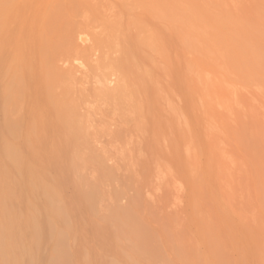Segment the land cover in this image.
<instances>
[{
	"label": "rangeland",
	"instance_id": "374dc122",
	"mask_svg": "<svg viewBox=\"0 0 264 264\" xmlns=\"http://www.w3.org/2000/svg\"><path fill=\"white\" fill-rule=\"evenodd\" d=\"M74 1L75 0H0V10L3 11L0 13V59L2 60V62L0 61V100L5 102V104L3 103L5 106L7 103L11 104L10 101H12V103L14 101L15 104L14 97L17 95H13V98L11 97L10 101L3 100V98L5 99L7 95L5 93V88L2 90L4 91V94L1 91V84H3L2 86L7 89L8 86L11 87L15 83L14 78L21 79L22 86L27 88H23V93L18 95L20 96V100H18V96L16 97L18 98V102L14 105L16 109H14L15 107L13 106V109H11L12 113H10L11 115L9 116V119L13 121H16L18 116L17 121L19 124L21 123V120L30 123L32 119H38L37 121L40 123L42 122L41 124H46L49 121H52L53 110L50 114V109H45L47 106L43 101V88L45 82L43 80L44 75H42L44 70H41L43 68L40 60L41 54L39 49L46 43L51 42L52 39H55V41H59L61 38L66 39L68 35H66V37L65 35L64 37H60V33H63L64 31L62 30L68 27L65 26V23V25L62 26L59 24V29L62 27V30H60L61 32L55 33V31H53L55 34L51 35L46 34V30L44 29L49 26L51 21H53L52 16H54V13L58 14L56 18H58V16H62L59 15V13H63L64 16L65 14L71 12V9L73 8H71V6H74L72 11H79L76 13V17L81 11V15L79 14L80 18L73 17L75 18V21L78 20L80 23L77 25L78 27H76V29L81 28L78 29L79 31L77 30V32L80 33L77 34L75 31L76 33H74L77 35L73 36V40L72 38H69L70 36L68 37L73 42L75 37L80 34L79 36L81 37H77L78 39L76 38L78 45L76 46L75 44L74 46V43L76 42L75 40L74 43L71 42L73 45L71 51L64 47L66 51H70L71 55L66 51V54L64 52L60 53V55L65 54L61 56V58L57 56L58 60L65 57L63 61H56L57 58H54L56 63L58 62L57 65L60 63L57 66L58 68L63 64L64 68L62 67V69H65V67L70 63L71 65L69 64L65 71L69 69L68 71L72 74L74 72V74L72 76L71 73H67L68 71L64 72L65 74L62 73L64 76L67 74L65 79L62 78L61 81L52 85V92L55 99L57 98L62 100V102L63 100L64 102L66 100V102L73 101V99L75 101L77 99L83 101L88 97L91 99V97L95 95L97 100L94 97L95 101L93 99H91V101L86 100V102L90 103L92 100L94 101L92 102L93 105L91 103V107L90 105L88 106L90 103H82L84 109L86 108V110H88L86 113L87 115H85L84 112V114L81 113L79 110L80 114L91 123V128L88 127L85 131L87 136L90 137L89 139V137L87 138L86 136L89 141H87L85 146L78 147L81 148L79 149L81 152H78V148L76 150H74L75 148L72 150L69 149L72 145H66V149L68 150H65V145L58 140L53 130L51 129L50 131L49 127L42 125L40 126V129H38L39 126H37L35 128L37 134L34 133L38 136V132L40 131L38 137L40 139L39 146L37 143V146L30 148L31 150H29L28 147V149L25 150V142H22L24 136H14V138L16 137V139H19L15 141L13 137L9 138L5 135L7 140L13 139L11 142L13 144L17 143L19 145L18 148L20 150L22 149V153L28 157L33 150L35 151L34 153H38L37 159L41 160L38 161L37 159H34L35 164L33 165L32 171L36 174L40 172L38 174L44 175L43 177L46 176L45 179L50 175L49 178L50 180H53L52 183L55 182L54 185H56V182L59 181L57 184L59 185L60 190H58L62 192V194H60V192L56 189L58 195L62 197L61 198L59 196V199L65 201H61L63 204H66V201H68L67 204L69 205V202H71L69 205V207H72L71 210H69L68 206H65L66 208L64 207L67 213H70V223L72 224L73 218L75 221L77 220L76 222L84 220L83 217L87 220V226L83 223V221V224L78 225V223H76L75 225L74 221L72 224V228L74 230L71 228V224H69V228L72 230L71 232L68 228V231L70 230L71 232L70 238L73 237L71 238V242L69 238V243H73L72 239L76 240L77 238L79 243L78 241H75V247H73L74 244H70L69 253L73 250L71 252L73 258L71 255H68V261L66 260V263L82 264L80 263L82 261L80 258L87 255V251L90 253V249L87 250L90 242L93 246L96 242L98 246H96V248L92 246L94 252H92V250L91 255L94 257V255L97 254L96 256L98 258H102V260L100 259L101 262L99 261L100 264H105L104 262L107 264H113V260L114 264H125L126 262L124 260L126 259H123L120 253H123V247L126 244V241L123 246L120 243L122 242L121 240H123L122 238L120 241H117L120 243H118L119 247H122L123 249L121 251V248L117 247L118 245L116 241L112 243V240L110 243L109 240H111V236L114 234V231H117V226L123 224V219H130L131 212L133 216H131L130 222H128V219V221L124 220V222L126 221V223H128L123 227L120 226L121 228L119 227L123 233L120 235L121 237L122 235L124 237V234H126V231L122 230L123 228L127 230V234L128 229H130L131 231L129 230V234H132L133 236L130 237L128 234L129 237L131 239L134 238L136 242L142 240L144 244H149L147 249H152L150 247L151 244V246L157 245L155 246L156 249L153 247L155 251L157 249L164 250L163 252H161L162 250L160 251V253L163 254L160 255L161 259L158 258L159 261L157 260L158 262H156V264H264V0H87L88 2L86 0H76L78 2L77 3L75 1L77 4ZM3 2H6V5ZM64 3L67 6L64 5ZM74 3L78 6L77 8ZM56 5H58L59 8ZM79 5L81 6L79 7ZM89 5L90 7H88ZM67 7L70 8V11L66 10ZM67 17H69L68 20L72 18L71 15ZM74 20L71 19V23L74 22L73 25H75ZM203 20L206 21L204 22ZM77 23L78 22H76V24ZM177 23L179 25H177ZM71 26H69L67 29L69 32H67L71 34L72 37L74 33L72 34L71 32L74 31L73 29L75 27L73 28ZM71 28L73 29L71 30ZM104 29L106 31H103ZM112 31L115 32L113 33ZM64 33L67 34L66 29ZM58 34H60L59 37ZM95 34L98 35L95 36ZM185 35H187L188 39H186L187 37L185 38ZM205 35L207 39H205ZM109 36H114L112 39L117 37L115 39L117 42L114 44L118 46L113 45L120 48V51L118 48L119 52L117 50H113L115 47L111 43L110 44L114 48L112 47V49L110 47L111 50L109 49V41L107 40L110 38L104 40L105 37L108 38ZM243 37L245 38L243 39ZM181 39H183L184 42ZM103 40L107 41L108 44L103 42ZM82 41H85V43ZM97 41L102 44L104 43L103 46L107 44L108 46H105H107L108 49L104 48L105 46L102 48V44L97 43ZM91 42L93 44H91ZM228 42L231 44V47ZM82 43L83 45H81ZM84 45L85 47H83ZM145 45L147 46L145 47ZM99 46L102 50L104 49L103 52L100 49L98 50V48H100ZM76 47L78 50H76ZM241 47L244 50L246 48V51L242 50ZM238 48L241 49V51L238 50ZM105 49L109 52L107 53V57H109L110 60L113 59L112 61L114 62V65L119 68V72L117 70V73H120L121 78L118 76V80L121 79L120 81L123 82L121 84H124L125 86V82L128 83L130 80L135 81L136 79L133 83L130 81V85H136L137 88L132 87L133 90H130V86V89L127 88V90H130L132 92L131 94L135 97H132L133 95L130 94V98L128 94L129 91H126L128 95L126 97H122L121 94L115 95L116 93H109L110 90L108 91V87H106V89L101 86V82L103 80H101V77L105 75L107 70L105 72V69L103 68V70L100 66L103 73L101 72L102 75L98 73L101 76L100 77L98 75V78V76H94V73L101 70L96 71L95 69L97 67L95 65H91V67H95V72L92 73L90 68H88L91 63H89L88 60L87 63H85V59H88L86 56H89L90 53H94L96 55L97 52L99 53L100 51L99 55L101 57L103 53L107 52H105ZM60 51L62 52L63 50L61 49ZM24 53L26 55H24ZM67 54L68 56H66ZM112 54L117 56L113 57ZM90 56L89 58L92 59ZM6 57L10 58L6 59ZM68 58L69 60H67ZM70 60L74 61L75 64L73 62L71 63ZM66 61L69 63L67 64ZM72 65L75 66L72 67ZM112 65L113 63H111V67L116 69V67ZM6 68L9 69L7 70ZM122 72L125 76L121 75ZM96 74L97 73H95V75ZM40 75L41 77H39ZM126 76L128 78L134 77L135 79H128ZM77 81L79 83H77ZM138 82H140L139 84L142 85L140 86L144 89V91L142 88H139L140 86H137ZM68 83L71 86L67 85ZM70 83L73 84V87ZM97 83L99 84L97 85ZM29 84L31 86H29ZM83 84L85 85L83 86ZM56 87L59 88L57 89ZM69 87L71 91L69 90ZM95 88L99 89L100 92H102V95H100V92H98L99 90L97 91ZM67 91L71 92L69 93L70 95H67ZM107 91L108 93H106ZM96 92H98V94ZM140 92L141 94H139ZM143 92L146 94H143ZM108 94L112 97H107ZM27 95H29V98H27ZM65 95L67 97H65ZM73 95H75L74 98H72ZM78 95L80 97H78ZM103 95H105V97L102 99L101 97ZM83 96H86L87 98L85 97L86 99L84 98L82 100ZM128 97L130 100H128ZM98 98L101 99L99 100ZM114 98L116 101H113ZM132 98L133 100H131ZM130 101H132L133 104ZM136 102L138 104L135 105L134 103ZM94 105V108L97 110L92 109ZM80 107L81 106H79V108ZM92 111L93 114L91 113ZM139 113H143V115L141 114L140 116ZM0 119V132L2 133V131L5 130L4 127H2L4 126L2 125V119L4 121L2 114H0ZM139 128L142 132L138 130ZM41 133L44 134L45 137L47 136L45 144L43 143L45 138L41 137ZM53 136L54 140L52 139ZM116 136L117 138L119 137V140L117 138H113ZM58 148L60 150H58ZM121 148L122 150H120ZM54 149H57L55 151L58 154L53 151ZM66 151L70 157H66ZM76 155H78L81 159L84 157L83 160L87 157V159H85L87 161H85L87 165H90V162L94 161H91L89 157L103 156L105 157L104 161L106 162L105 164L107 167L104 166V162L100 167L101 163L98 162V165L101 168L100 169L96 162L100 161V159H95L94 157L92 159H95L96 161L90 165V168H92L91 170L88 166L85 167V162L81 159L78 160L79 158ZM80 155L83 156L81 157ZM71 157H74L73 159H75V161L72 160ZM102 159L103 158H101V160ZM63 161L65 162L64 164ZM69 162H75L77 164L80 163L78 165L80 167L82 166L81 168L79 167L81 172H79L78 167L77 170L79 175L82 176H78V173L76 175V164L74 165V169H72L73 163H71L72 168H70L71 164ZM67 163L70 164V167ZM82 163L84 164L82 165ZM61 166H63V168ZM69 168L72 171H68L67 169ZM97 169H100L99 172L102 170L103 174L101 175L98 172L100 175L96 176L94 172L95 170L97 171ZM23 172L18 176V173H12L13 178L11 177L9 180L13 183L14 180L18 182L19 179L21 180L25 177V173L26 176L28 174L26 171ZM106 172H110L109 174H112L111 177L113 174L116 176H113L112 178L110 177L111 179L109 176L106 178ZM14 175L17 176L18 179H16L17 177H14ZM71 175H75V182H77V180L82 181V183L81 181L76 183L78 185V189L76 188L75 182L73 183L74 180L72 181ZM92 175L96 178H93ZM76 176H78L77 179ZM51 177L53 179H51ZM79 177L83 179H80ZM108 179L113 180L110 181ZM47 180L50 181L49 179ZM83 180L90 183L86 184V181ZM70 182L75 186L71 185ZM106 182L107 184L110 183V185H106ZM93 184L98 187V190L96 191L99 192L98 194L97 192L95 193L98 196L95 197V195H93L94 193H90L91 196L97 199V197L101 195L99 197V204L103 200L108 202L105 203V206L104 203L101 202L99 206L98 202H96L98 199L95 200L93 198L96 203L93 204L94 202L90 196V200L92 201L89 200V202L92 203L96 209L100 207L99 213L93 206L90 209L88 208L89 213H92L91 211L93 209L97 212H93V215L95 213L96 216L91 214L93 219L95 218V220L92 219L91 221V217H89L91 215L88 213L87 209H84V205L87 203L86 207H88L89 204L88 201L86 202V195H84L85 198L83 200L85 202L82 201L84 204L81 202V198L83 196L81 198L79 196L85 193L83 192L84 190L87 192L88 187L92 188L94 191L96 187ZM79 185L83 186L79 187ZM90 185H93V187ZM100 185H105V188L108 186V189L106 190ZM109 187L112 190L111 194H107V191L109 192L110 190ZM55 188L58 187L55 186ZM90 188L89 190H91ZM113 191L116 193L114 196ZM24 192H22V195L25 193L27 194V192ZM26 194L22 196L23 200L28 197L26 203L28 204V202H31L37 206L38 204L35 203H38V201L31 199L30 201L29 198L31 196ZM65 197L67 198L65 199ZM113 197L116 199L113 200ZM78 198H80V200H78ZM36 199L37 198H35V200ZM112 201H115L114 204L116 202L118 203H116V206H118L116 208H119L116 209L117 212L113 210L114 205ZM109 203L112 204L111 206L113 209H111ZM39 204H41V202H39ZM95 205H98V207ZM101 205L104 209H101ZM23 206H19L18 209L21 212H26V206ZM74 207L76 208V212L79 210L80 213L78 212V215L75 214ZM105 207H108L107 210H105ZM120 209L124 210L120 211ZM37 210L38 213H40L36 216V218H40L36 219L38 222H44L46 218L48 219L50 213L43 210L41 205L37 206ZM104 210L106 211L105 214L102 212ZM20 211L19 213H21ZM112 211L114 213H112ZM123 211H125L126 214H120ZM152 211H154L153 214ZM134 213L137 214V217H139L138 220H136L137 217ZM79 214L82 218L79 217ZM117 214L119 217L115 218ZM122 215L126 216L123 217ZM40 216L45 218L43 219L44 221ZM155 216H157V219ZM121 217H123L122 220ZM133 217L135 220L132 219ZM89 218L91 223H88ZM107 219L110 221L114 220L113 226L117 229L114 228L115 230H111V232L110 229H113V227L110 225L111 222L108 224ZM117 219L118 222L120 221V225L119 223L117 225L115 224ZM106 220L107 224L112 228H109L106 224ZM133 220L135 221V224ZM95 221H97V225H100V223L105 221V224L99 226L104 228H101V230L96 227V224L91 226L90 224ZM43 224L41 225L42 227ZM128 224L130 226H127ZM139 224H141L142 227L144 226L143 230L145 229L146 232L150 231V235L149 233L145 234V230L141 232L140 230H142V227ZM78 227H80L79 229L86 231L85 235H83L84 232L81 234L82 230H79ZM82 227H84L85 230ZM77 229L78 231L76 232ZM92 229H94L95 232ZM96 229L97 231L99 230L98 234ZM119 229L118 232L120 233ZM137 229H139V231ZM100 230L104 231L101 232ZM41 231L44 232V229L42 228ZM109 231L112 234H109ZM76 233L78 236L75 238L73 235H76ZM140 233H142V236ZM143 233L145 236H149V239L153 238L152 240H154V244L152 240H149L148 238L145 239L147 236L143 238ZM92 234L95 237H91ZM154 234H156L155 237L157 236L158 239H155ZM82 235L85 243H83L84 241L81 243ZM84 236L87 238H84ZM127 236L125 237L126 239ZM88 237H91V239ZM129 237L127 240L132 241ZM106 239V242L108 243H103V240ZM163 239L167 241H164ZM87 240L88 244H86ZM156 240H159L160 242ZM168 241L171 242V244H169ZM211 241H213V243H211ZM132 242L133 247H131L132 245L130 242L127 243L124 248L127 250L130 246L129 249L136 248V252H139L137 250L140 248L142 242H140L141 244L138 243L139 248L134 246L136 242ZM156 242L160 243L158 244L161 248L158 247ZM163 242L168 243L166 244ZM174 242L176 244L178 243V247ZM109 243L113 244V250L110 248L111 245ZM172 243L175 245H173V248H171ZM82 244H86L87 246H82ZM46 246L47 245L42 247V251L45 249L46 253L48 251L50 255V247L47 246V250ZM144 246L140 248L142 251H140L138 255L147 253V255H145V257L148 256L147 261H145V257V259L143 258L144 262L141 256L137 257L136 255V258H138H135L136 263H139L137 260L142 264H146L150 261L148 258L152 256L153 250H150L151 253H145L144 250L146 248H144ZM165 246L167 248H165ZM100 247H102L103 250H106L108 247V249H110H107L109 253L107 250V252L105 250L104 252L100 249ZM99 249L101 250L100 252ZM118 249L120 252H118ZM171 249L174 250L172 251ZM83 250L84 252L82 253V257L78 258L76 255L81 256L80 254ZM114 250H117V252L115 253ZM95 251L98 252L95 253ZM157 251L155 253H157ZM130 252L131 251H129V253ZM136 252L133 253L132 251L131 253L134 255ZM46 253L43 252L45 255ZM118 253L120 256H118ZM148 253L151 254V256L148 255ZM48 257L49 256L47 254V256L42 259L43 261L40 264L44 263L45 258ZM95 257L93 259L92 256H88V259L93 260L92 264H97L96 260L98 258L95 259ZM163 257L164 259L166 257L168 258L165 259L167 260V263L163 260ZM156 258L157 254L155 256V259ZM155 259L154 257L152 258L153 261ZM197 259L199 260V263ZM152 260L151 262H153ZM87 261H85L86 263L84 264H88V262L91 264L92 262L90 260L88 262ZM162 261L165 263H162ZM151 262L150 264H153ZM127 264L131 263L127 262Z\"/></svg>",
	"mask_w": 264,
	"mask_h": 264
},
{
	"label": "bare ground",
	"instance_id": "6f19581e",
	"mask_svg": "<svg viewBox=\"0 0 264 264\" xmlns=\"http://www.w3.org/2000/svg\"><path fill=\"white\" fill-rule=\"evenodd\" d=\"M76 1V0H75ZM74 1V2H75ZM83 1V0H82ZM87 1V0H86ZM77 2V1H76ZM75 2V3H76ZM88 2V1H87ZM5 5H6V2H3ZM12 3H14V2H12ZM12 3H11V5H12ZM74 3V4H75ZM78 3V2H77ZM76 3V4H77ZM86 3V2H85ZM69 4V3H68ZM76 4H75V6H76ZM82 4H84V3H82ZM86 4H88V3H86ZM9 5V4H8ZM59 5V4H58ZM58 5H56V6H58ZM63 5V4H62ZM64 5H66L65 3H64ZM70 5H71V3H70ZM73 5V4H72ZM67 6V5H66ZM81 5H79V7H80ZM85 6V5H84ZM84 6H82V7H84ZM23 7V6H22ZM70 7V6H69ZM73 7V8H72ZM78 6H76V8H77ZM88 7H90V5L88 6ZM15 8V7H14ZM58 8H59V6H58ZM71 8L72 9H74V6H71ZM13 9V8H12ZM49 9V8H48ZM72 9H71V12H69L70 13V15L72 16V18L71 19H75V18H77V17H79V14L81 13V11H80V13H78V16L76 17L75 15H77L76 13L77 12H79V11H76V10H74V11H72ZM196 9V8H195ZM63 10H64V8H63ZM66 10H69L70 11V8H68L67 7V9ZM193 10V9H192ZM198 10V9H197ZM196 10V11H197ZM187 11V10H186ZM189 11V10H188ZM3 11H1L0 10V13H2ZM12 12V11H11ZM48 12V11H47ZM46 12V13H47ZM87 12V11H86ZM85 12V13H86ZM89 12V11H88ZM172 12V11H171ZM173 12H175V11H173ZM69 13L68 14H65L64 16H63V13H59V15H62L61 17L60 16H58V18H56V16L58 15V14H56V13H54L53 15L55 16H52V19H53V21H51L50 23H49V26H47L44 30H46L45 32H46V34H49V35H51V34H55L56 32H61L60 30H62L61 28L62 27H60V29H59V24H61V26L62 25H65L66 27H68L69 28V26H71V25H73L74 24V22L73 23H71L72 21H71V19L70 20H68V18L69 17H67V16H70L69 15ZM84 13V14H85ZM186 13V12H185ZM184 13V14H185ZM188 13V12H187ZM56 14V15H55ZM82 14H83V12H82ZM194 14V13H193ZM81 15V14H80ZM186 15V14H185ZM192 15V14H191ZM85 16V15H84ZM174 16V15H173ZM47 17V16H46ZM73 17H75V18H73ZM190 17V16H189ZM3 18H5V17H3ZM56 18V19H55ZM80 18V17H79ZM188 18V17H187ZM192 18V17H191ZM52 19H50V20H52ZM180 19V18H179ZM189 19V18H188ZM224 19V18H223ZM2 20V19H1ZM49 20V21H50ZM175 20H177V19H175ZM191 20H193V19H191ZM208 20V19H207ZM212 20V19H211ZM5 21V20H4ZM70 21V22H69ZM75 21V20H74ZM179 21V20H178ZM177 21V22H178ZM204 21V20H203ZM206 21V20H205ZM204 21V22H205ZM209 21H210V19H209ZM214 21V20H213ZM220 21V20H219ZM2 22V21H1ZM76 22H78L77 24H76ZM186 22V21H185ZM189 22V21H188ZM201 22V21H200ZM212 22V21H211ZM224 22V21H223ZM48 23V22H47ZM65 23V24H64ZM181 23V22H180ZM199 23V22H198ZM68 24H70V25H68ZM78 24H80L79 23V21L77 20V21H75V25H73V26H71V27H75L74 29L73 28H71V30L73 29L74 31L73 32H71L72 34L76 31L77 32V30L78 29H81V28H78V29H76V27H78L77 25ZM223 24V23H222ZM68 25V26H67ZM177 25H179L178 23H177ZM205 25V24H204ZM80 26V25H79ZM68 28H65L66 29V33L67 34H65L64 32H65V29L64 30H62V31H64L63 33H60V34H58V37H59V35H60V37H64V35H65V37H66V35H68L67 37H66V39H62L61 38V40H56L55 41V39L53 40H51V42H49V43H46L43 47H40V49H39V51H40V60H41V62H42V68L43 69H41V70H44V72L42 73V75H44V82H45V85H44V92H43V101H44V103H45V105L47 106V108H45L46 110H48V109H50V114L52 113V110H53V116H52V121L50 122H48V123H46V124H41L39 121H37L38 119H32L31 120V122L30 123H28L27 121H20V118H19V121L21 122L20 124H19V122L17 121V119H18V116H17V119H16V121H13V120H11V119H9L10 117V113H12V110L11 109H13V106L16 104V102H18L17 101V99L20 97V96H18V95H20V94H22L23 92L22 91H24V89H26V88H24L23 86H22V82H21V79H19V78H14L15 80H14V84L10 87V86H8V88L6 89V87H3L2 85L3 84H1V91L2 90H4V88H5V93H6V95H7V97L4 99L3 98V100H5V101H10V99H11V97L13 96V95H17L18 96V98H16V97H14L15 98V104H14V101H13V103H12V101H10V103L11 104H9V103H7L6 104V106L5 105H3V103L5 104V102L4 101H2V100H0V114H2L3 115V117H4V121H3V119H2V125H4V126H2V127H4V129L5 130H3V131H5V132H3L2 130V133L0 134V264H40L43 260V258L44 257H46L47 256V254H48V258H45V261H44V263H42V264H67L66 263V260H67V258H68V255H71V252L73 251H70V253H69V248H70V246L72 245V244H74L75 243V241H78V238L76 239V240H74V239H72L73 240V243H69V238H70V233L72 232V230H71V228H72V224H73V222L75 221V219L73 218V222H72V224L70 223V213L68 214L67 213V211L65 210V206H68V208H69V210H71V208L72 207H69V205H70V203L71 202H69V205L67 204V202L68 201H66V204H63L62 202L64 201H62V199H59L61 196L60 195H58V193H57V191H59L60 189H59V185L57 184L58 182H56V185H54V183H52V181L53 180H50V175L49 176H47V178L45 179V177H43L44 175H41V174H38V173H40V172H38L37 174L34 172V171H32V169H33V165L35 164V161H34V159H37V154L38 153H34L35 151L33 150V152L31 151V153L29 154V157H30V159H29V157L27 156V155H25V154H23L22 153V151L18 148L19 147V145L17 144V143H14V144H16V145H14L11 141H13V139L12 140H7L6 138H5V135L6 136H8L9 138L11 137H13L14 138V136H19V135H21V136H24V138H23V140H22V142L24 141L25 142V146H26V148H25V150L26 149H28L29 148V150H31L30 148H32V147H34V146H39V143H40V139L38 138L39 137V134H40V131L38 130V129H40V126H42V125H44V126H46V127H49L50 128V131H51V129L53 130V132H54V134L57 136V138H58V140L62 143V144H64L65 145V147H64V149L65 150H68V149H66V145H72V146H70V148L69 149H74V150H76L78 147H81V146H85L86 144H87V141H89V140H87V138L89 137V136H87V133L85 132L86 131V129L89 127V128H91L90 126H91V123L88 121V119H86V118H84L81 114H80V112H79V110L81 111V113H85V115H87L86 113H87V111L88 110H86V108L84 109V107H83V104L86 102V100L87 101H91V99H93L94 100V98H95V95H93L92 97H91V99L88 97H84L83 96V98H82V100L85 98L86 100H83V101H80V100H74L73 99V101H69V102H64V100H63V102H62V100H59V99H55V97H54V95H53V92H52V89H53V86L52 85H55L57 82H59V81H61L62 80V78H64L65 79V76L67 75H65L64 76V72H67L68 70H66L65 71V69H67L68 68V65L70 64L69 62H67V68L65 67V69H62V67H63V64L62 65H60V67L58 68L57 66L60 64H58L57 65V63H56V61H60V60H64V58H62V59H59L58 60V57L59 58H61V56H63V55H65L66 53H65V51H66V49L65 48H67V50L69 49L70 51L72 50V43H74V41L76 40V38L78 37H81V36H77V37H75V40L72 42V40H73V36H76L78 33H80V32H77V34H73L72 35V37H71V34H69L68 32H69V30H67ZM186 28V27H185ZM199 28H200V26H199ZM206 28V27H205ZM58 31H57V30ZM76 29V30H75ZM110 30H112V29H110ZM53 31H55V33L53 32ZM68 31V32H67ZM79 31V30H78ZM83 31H84V29H83ZM82 31V32H83ZM102 31V30H101ZM101 31H100V34H101ZM103 31H106L105 29L103 30ZM182 31V30H181ZM180 31V32H181ZM186 31H188V30H186ZM189 31H191V30H189ZM195 31V30H194ZM201 31V30H200ZM219 31V30H218ZM113 32V31H112ZM115 32V31H114ZM113 32V33H114ZM107 33V32H106ZM109 33V32H108ZM119 33V32H118ZM191 33V32H190ZM196 33V32H195ZM200 33V32H199ZM206 33V32H205ZM99 34V33H98ZM98 34H95V36H97ZM99 34V35H100ZM82 35V34H81ZM179 35V34H178ZM189 35V34H188ZM209 35V34H208ZM231 35V34H230ZM230 35H229V37H230ZM234 35V34H233ZM240 35V34H239ZM57 36V35H56ZM70 36V37H69ZM102 37H104L103 35H101ZM139 36V35H138ZM190 36V35H189ZM219 36V35H218ZM232 36V35H231ZM241 36V35H240ZM71 39L72 38V40H70L69 38ZM112 37H114V36H112ZM112 37H105V39L104 40H107V39H109V40H107V41H109V49H110V47L112 48L114 45L115 46H118V45H116V44H114V43H116L117 41H115V39L117 38V37H115V39H114V41L112 42ZM148 37V36H147ZM151 37V36H150ZM187 37V35H185V38ZM77 38V39H78ZM93 38H94V36H93ZM95 38H97V37H95ZM227 38V37H226ZM232 38V37H231ZM236 38V37H235ZM241 38V37H240ZM245 37H243V39H244ZM68 39V40H67ZM89 39V38H88ZM91 39V38H90ZM102 39V38H101ZM146 39V38H145ZM186 39H188V37L186 38ZM205 39H207L206 38V35H205ZM229 39V38H228ZM63 40V41H62ZM65 40V41H64ZM92 40H94V39H92ZM103 40V42H105V43H107L108 44V42L107 41H104ZM111 40V41H110ZM150 40V39H149ZM182 41H183V39H181ZM180 40V41H181ZM231 40V39H230ZM242 40V39H241ZM55 41V42H54ZM61 41H62V43H61ZM68 41V42H67ZM186 41H188V40H186ZM224 41V40H223ZM227 41V40H226ZM239 41V40H238ZM72 42V43H71ZM81 42V41H80ZM79 42V43H80ZM83 42V41H82ZM90 42V41H89ZM93 42H95V41H93ZM184 42V41H183ZM233 42V41H232ZM67 43V44H66ZM78 42H77V40H76V42L74 43V46H75V44H76V46L78 45L77 44ZM83 43H85V41L83 42ZM83 43L81 44V45H83ZM97 43H99L98 41H97ZM113 45H111V44ZM182 43V42H181ZM226 43V42H225ZM229 43V42H228ZM44 44V43H43ZM62 44V45H61ZM91 44H93L92 42H91ZM96 44V43H95ZM99 44H102V43H99ZM104 44V43H103ZM103 44H102V48L105 46V45H107V44H105L104 46H103ZM143 44V43H142ZM185 44V43H184ZM239 44V43H238ZM242 44V43H241ZM86 45V44H85ZM85 45L83 46V47H85ZM224 45V44H223ZM229 45H230V47H231V44L229 43ZM5 46V45H4ZM95 46H97V45H95ZM101 46V45H100ZM99 46V47H100ZM108 46V45H107ZM107 46H105L104 48H107L108 49V47ZM114 46V47H115ZM147 45H145V47H146ZM185 46V45H184ZM186 46H187V42H186ZM234 46H235V44H234ZM244 46V45H243ZM38 47V48H39ZM65 47V48H64ZM79 47H81V46H79ZM94 47V46H93ZM113 47V48H114ZM224 47V46H223ZM77 48V47H76ZM75 48V49H76ZM98 48V47H97ZM97 48H96V51H97ZM102 48L100 47V48H98V50L100 49L102 52L104 51V49L102 50ZM112 48V49H113ZM118 48L119 47H115L113 50H117L118 51ZM63 50L62 52L60 51V50ZM65 49V50H64ZM95 49V48H94ZM94 49H92V50H94ZM107 49H105V52L107 51ZM224 49H226V48H224ZM236 49V48H235ZM241 49H242V47H241ZM241 49H239L238 48V50H240L241 51ZM76 50H78V48L76 49ZM80 50V49H79ZM111 50V49H110ZM234 50V49H233ZM242 50H244V49H242ZM249 50V49H248ZM70 51H66L68 54H70ZM95 51V50H94ZM93 51V52H94ZM119 51H120V48H119ZM118 51V52H119ZM144 51V50H143ZM244 51H246V48H245V50ZM23 52V51H22ZM65 53V54H62V55H60V53ZM238 52V51H237ZM248 52V51H247ZM59 55H58V54ZM74 53V52H73ZM72 53V54H73ZM78 53H80V52H78ZM99 53H100V51H99ZM99 53L97 52V54L95 55L94 53V55L93 54H91L90 53V57H92V59L91 58H89V56H86V57H88V59L86 58H84L85 59V63H87V60L89 61V63H91L90 64V67H88V68H90V71L92 72V73H94L95 72V70L97 71H99V70H101V71H99V72H95V73H97L96 75H95V73H94V76L96 77V76H98L99 74H101L102 75V73H103V70L105 69V72H106V70H107V72L105 73V75H103V77H101L100 75V77H101V80H102V82H101V86H103V87H108V91H109V93L110 92H112V94H114V93H116L115 95H120L121 94V96L122 97H126V96H128L127 95V92L129 91V97L131 98V95H133V94H131L132 92L130 91V90H133L132 89V87H135V88H137L136 87V85H134V84H132V85H134V86H131L130 84L131 83H133V82H135L136 81V79L133 77V78H128L127 76V78L128 79H132V80H134L135 79V81H131V83H130V81L129 80H127V81H129L128 83L127 82H125L126 83V85L124 86V84H121V83H123L122 81H120V80H118V76L121 78V76H120V73H117V70L119 69V68H117V66L116 65H114V62L112 61V60H110V58L109 57H107V53H109L108 51L106 52V53H103L102 55H101V57H100V55H99ZM114 53V52H113ZM121 53V52H120ZM249 53V52H248ZM68 54L66 55V56H68ZM76 54V53H75ZM74 54V55H75ZM237 54V53H236ZM247 54V53H246ZM8 55V54H7ZM24 55H26L25 53H24ZM71 55V54H70ZM78 55V54H77ZM93 55V56H92ZM99 55V56H98ZM12 56H14V55H12ZM58 56V57H57ZM79 56V55H78ZM77 56V57H78ZM112 56L113 57H116L117 55H115V54H112ZM57 58L56 59V61L54 60V58ZM70 57V56H69ZM7 58H10V57H6V59ZM27 58V57H26ZM82 58H83V56H82ZM123 58V57H122ZM71 59V58H70ZM89 59H91V60H89ZM66 60V59H65ZM67 60H69V58L67 59ZM115 60V59H114ZM0 61L2 62V60L0 59ZM55 61V62H54ZM61 61V62H62ZM70 62L72 63H74V61H71L70 60ZM76 62V61H75ZM93 63V64H92ZM111 63H113V65L112 66H114V67H116V69L115 68H113V67H111ZM55 64V65H54ZM75 64V63H74ZM20 65H21V63H20ZM71 65V64H70ZM91 65L92 66H96L97 68L95 69V67H91ZM31 66V65H30ZM65 66V65H64ZM75 66V65H74ZM73 65H72V67H74ZM88 66V65H87ZM100 66H101V68L103 69H101L100 68ZM81 67V66H80ZM11 68V67H10ZM64 68V67H63ZM71 68V67H70ZM86 68V67H85ZM100 68V69H99ZM7 69V68H6ZM9 69V68H8ZM7 69V70H8ZM58 69V70H57ZM60 69V70H59ZM73 69V68H72ZM91 69H93V70H91ZM95 69V70H94ZM64 70V71H63ZM74 70V69H73ZM73 70H72V72H73ZM24 71H25V69H24ZM61 71H63V72H61ZM3 72V71H2ZM21 72V71H20ZM84 72V71H83ZM88 72H89V70H88ZM90 72V73H91ZM102 72V73H101ZM118 72H119V70H118ZM28 73V72H27ZM26 73V74H27ZM62 73H64V74H62ZM67 73H71V72H67ZM79 73H81V72H79ZM99 73V74H98ZM7 74V73H6ZM11 74V73H10ZM23 74H24V72H23ZM29 74H31V73H29ZM41 74V73H40ZM72 74V73H71ZM73 74H74V72H73ZM73 74H72V76H73ZM83 74H85V73H83ZM145 74V73H144ZM147 74V73H146ZM70 75V74H69ZM121 75H123V76H125L124 75V73L122 72L121 73ZM127 75V74H126ZM71 76V77H72ZM77 76V75H76ZM99 76H98V78H99ZM143 76V75H142ZM7 77V76H6ZM20 77H21V75H20ZM27 77H28V75H27ZM39 77H41V75L39 76ZM29 78V77H28ZM86 78H88V77H86ZM90 78V77H89ZM92 78V77H91ZM123 78V77H122ZM13 79V78H12ZM124 79H126V78H124ZM27 80V79H26ZM66 80H68V79H66ZM78 80V79H77ZM89 80V79H88ZM142 80V79H141ZM32 81V80H31ZM41 81V80H40ZM70 81H71V78H70ZM97 81V80H96ZM116 81H118V82H116ZM124 81H126V80H124ZM30 82V81H29ZM28 82V83H29ZM69 82V81H68ZM98 82V81H97ZM141 82V81H140ZM140 82H138V87L141 85V84H139ZM2 83V82H1ZM12 83V82H11ZM25 83H27V82H25ZM31 83V82H30ZM77 83H79L78 81H77ZM84 83V82H83ZM142 83V82H141ZM70 84H72V83H70ZM76 84V83H75ZM81 84V83H80ZM99 83H97V85H98ZM128 84V85H127ZM137 84V83H136ZM26 85V84H25ZM41 85H42V83H41ZM67 85H69V83L67 84ZM85 84H83V86H84ZM96 85V86H97ZM113 85H115V86H113ZM29 86H31L30 84H29ZM39 86H40V84H39ZM63 86V85H62ZM69 86H71V85H69ZM78 86V85H77ZM95 86V85H94ZM100 86V87H101ZM128 86V87H127ZM131 87V89H130V87ZM142 86V85H141ZM139 87L140 89L142 88V87ZM144 86V85H143ZM68 87V86H67ZM72 87H73V84H72ZM80 87V86H79ZM24 88V89H23ZM57 88V87H56ZM59 88V87H58ZM57 88V89H58ZM104 88V89H105ZM109 88H112V89H109ZM127 88L128 89H130V90H127ZM145 88V87H144ZM31 89V88H30ZM55 89V88H54ZM78 89H80V88H78ZM107 89V88H106ZM121 91H120V90ZM143 89V88H142ZM6 90H7V92H6ZM69 90H70V87H69ZM68 90V91H69ZM76 90V89H75ZM95 90H99V89H96L95 88ZM103 90V89H102ZM111 90H113V91H111ZM67 91V92H68ZM71 91V90H70ZM104 91V90H103ZM108 91L106 92V93H108ZM127 91V92H126ZM143 91H144V89H143ZM3 92V94H4V91H2ZM89 92V91H88ZM98 92H100V90L98 91ZM98 92H96L97 94H98ZM69 93H71V92H68L67 93V95L69 94ZM73 93L75 94V92L73 91ZM72 93V94H73ZM102 92H100L99 94L100 95H102L101 94ZM104 93H105V91H104ZM28 94V93H27ZM112 94H110V95H112ZM131 94V95H130ZM139 94H141V92L139 93ZM143 94H146V93H144L143 92ZM30 95V94H29ZM29 95H27L28 97L27 98H29ZM64 95V94H63ZM70 95V94H69ZM76 95H77V93H76ZM106 95V94H105ZM105 95H103L101 98L103 99V97H105ZM22 96H25V95H22ZM74 96L75 95H73V97L72 98H74ZM109 96V94L107 95V97ZM65 97H67L66 95H65ZM78 97H80L79 95H78ZM94 97V98H93ZM110 98L112 97V96H109ZM113 97H115V96H113ZM129 97H128V100H130L129 99ZM132 97H135L134 95L132 96ZM138 97V96H137ZM13 98V97H12ZM24 98V97H23ZM71 98V97H70ZM101 98H98L99 100L101 99ZM118 98H119V96H118ZM96 99V98H95ZM121 99V98H120ZM136 99V98H135ZM18 100H20V98L18 99ZM92 100V102H94ZM97 100V99H96ZM112 100V99H111ZM115 100V98L113 99V101ZM117 100H119V99H117ZM126 100V99H125ZM127 100V101H128ZM131 100H133V98L131 99ZM61 101V102H60ZM112 101V102H113ZM116 101V100H115ZM136 101V100H135ZM80 102H81V104H80ZM91 102V103H92ZM112 102H110V103H112ZM132 104H133V102L132 101H130ZM141 102V101H140ZM143 102V101H142ZM86 103H90V102H86ZM91 103L90 104H88V106L90 105V107H91ZM96 103V102H95ZM118 103V102H117ZM9 104V105H8ZM105 104H106V102H105ZM114 104V103H113ZM135 105L136 104H138L137 102L136 103H134ZM141 104V103H140ZM12 107H11V106ZM87 105V104H86ZM85 105V106H86ZM92 105H93V103H92ZM131 105V104H130ZM79 106H81V107H83L82 109H80L79 108ZM142 106V105H141ZM15 107V106H14ZM95 107V105L93 106V110L95 109L94 108ZM136 107V106H135ZM143 107V106H142ZM10 108V109H9ZM97 108V107H96ZM101 108V107H100ZM14 109H16V107L14 108ZM87 109H88V107H87ZM91 109V110H92ZM99 109V108H98ZM105 109V108H104ZM111 109V108H110ZM84 110V111H83ZM86 110V111H85ZM95 110H97V109H95ZM115 110V109H114ZM19 111H20V108H19ZM15 112V111H14ZM109 112V111H108ZM111 112V111H110ZM138 112V111H137ZM83 113V114H84ZM92 114H93V111L91 112ZM112 113V112H111ZM16 114V113H15ZM140 114V113H139ZM142 115H143V113H141ZM141 114H140V116H141ZM17 115V114H16ZM14 116V115H13ZM14 119V118H13ZM1 120V119H0ZM103 120V119H102ZM108 120V119H107ZM1 122V121H0ZM47 122V121H46ZM104 122V121H103ZM106 123V122H105ZM133 123V122H132ZM156 123V122H155ZM1 124V123H0ZM103 125V124H102ZM138 125V124H137ZM145 125V124H144ZM37 126H39V128L37 129L39 132H38V136H36V131H35V128L37 127ZM92 126H94V125H92ZM97 126V125H96ZM111 126V125H110ZM131 126V125H130ZM142 127V126H141ZM140 127V128H141ZM98 128V127H97ZM100 128V127H99ZM140 128L138 129V130H140ZM104 129V128H103ZM97 131V130H96ZM99 131V130H98ZM103 131V130H102ZM125 131V130H124ZM123 131V132H124ZM128 131V130H127ZM42 132H43V130H42ZM140 132H142L141 130H140ZM139 132V133H140ZM34 133H36V134H34ZM125 133V132H124ZM134 133H136V132H134ZM42 134V133H41ZM50 134H52V133H50ZM141 134V133H140ZM143 134V133H142ZM44 134H42L41 135V137H43V138H45V140H44V144H45V141H47V136L45 137V135L43 136ZM53 135V134H52ZM90 135H92V134H90ZM86 136H87V138H86ZM104 136V135H103ZM124 136V135H123ZM138 136V135H137ZM93 137V136H92ZM111 137V136H110ZM94 138V137H93ZM98 138V137H97ZM113 138H117V136L116 137H113ZM142 138V137H141ZM147 138V137H146ZM153 138V137H152ZM15 139V141L16 140H19L18 138L16 139V137L14 138ZM53 140H54V136H53V138H52ZM89 139H90V137H89ZM104 139V138H103ZM118 140H119V137L117 138ZM116 139V140H117ZM20 140H21V138H20ZM58 140H57V142H58ZM93 140V139H92ZM115 140V139H114ZM163 140V139H162ZM14 141V142H15ZM100 141V140H99ZM121 141V140H120ZM94 142V141H93ZM111 142V141H110ZM132 142V141H131ZM38 143V144H37ZM89 143V142H88ZM90 143H92V142H90ZM117 143V142H116ZM123 143V142H122ZM159 143V142H158ZM20 144V143H19ZM37 144V145H36ZM43 144V145H44ZM57 144V143H56ZM93 144V143H92ZM133 144V143H132ZM140 144V143H139ZM156 144H157V142H156ZM42 145V146H43ZM91 145V144H90ZM94 145H95V143H94ZM16 146H17V148H16ZM45 146V145H44ZM57 146V145H56ZM74 146V147H73ZM150 146V145H149ZM28 147V148H27ZM71 147H73V148H71ZM116 147V146H115ZM173 147H175V146H173ZM59 148H60V146H59ZM58 148V150H60ZM104 148V147H103ZM109 148V147H108ZM39 149H42V148H39ZM79 149H81V148H78L77 150H78V152H81V151H79ZM88 149V148H87ZM28 150V151H29ZM55 150H57V149H54L53 151L56 153V151ZM86 150V149H85ZM120 150H122V148L120 149ZM126 150V149H125ZM96 151V150H95ZM98 151V150H97ZM101 151H102V149H101ZM52 152V151H51ZM58 152V151H57ZM75 152V151H74ZM100 152V151H99ZM29 153V152H28ZM66 153H67V156L66 157H70L69 155H68V152L66 151ZM73 153V152H72ZM87 153V152H86ZM104 153V152H103ZM109 153V152H108ZM42 154V153H41ZM56 154H58V153H56ZM63 154V153H62ZM75 154V153H74ZM95 154V153H94ZM101 154V153H100ZM116 154H117V152H116ZM71 155V154H70ZM108 155V154H107ZM77 157H78V155H76ZM81 156V155H80ZM83 156V155H82ZM81 156V157H82ZM93 156V155H92ZM105 156V155H104ZM110 156V155H109ZM95 157V159L96 158H98V159H100V161H96L95 159H92V158H94ZM94 157H92V158H90L89 157V159H91V161L92 160H94V161H96L97 162V165L99 164V163H101L100 164V167L103 165V164H105L106 162L104 161V158L105 157H101V156H99V157H101V158H103L102 160H101V158H99V157H97V156H94ZM118 157V156H117ZM64 158V157H63ZM72 158V160H74L75 161V159H73L74 157H71ZM71 158H69V159H71ZM79 159L78 160H80L81 158L80 157H78ZM84 158V157H83ZM83 158L81 159V160H83ZM112 158V157H111ZM119 158V157H118ZM178 158V157H177ZM33 159V160H32ZM77 159V158H76ZM85 159H87V157H85ZM83 160V162H85L86 160ZM38 160V159H37ZM36 160V161H37ZM39 160H41V159H39ZM38 160V161H39ZM71 160V161H72ZM60 161H62V160H60ZM90 161V160H89ZM94 161L93 162H90L91 164H93L94 163ZM102 161V162H101ZM107 161H108V158H107ZM82 162V161H81ZM87 162V161H86ZM86 162H85V167H89V169H91L92 170V168H90L91 166V164L90 165H87L86 164ZM99 162V163H98ZM104 162V163H103ZM62 163V162H61ZM65 162L63 161V164H64ZM70 163V162H69ZM71 163H73V162H71ZM70 163V164H71ZM103 163V164H102ZM110 163V162H109ZM70 164H68L67 163V165L70 167ZM76 164V165H75ZM78 164H80V163H78ZM77 163H73V168H72V164H71V167L70 168H72V169H74V165H75V167H76V175H77V173H78V170H79V172H81V169H79V165H78ZM84 163H82V165H83ZM89 164V163H88ZM96 164V163H95ZM42 165V164H41ZM40 165V166H41ZM51 165V164H50ZM68 166H67V168H68ZM104 166H106V164L104 165ZM35 167V166H34ZM62 168H63V166H61ZM77 167H78V170H77ZM82 167V166H81ZM80 167V168H81ZM84 167V166H83ZM98 167H99V165H98ZM99 167V168H100ZM107 167V166H106ZM67 169L68 171H70L71 169ZM105 168V167H104ZM84 169H86V168H84ZM88 169V168H87ZM101 169V168H100ZM100 169L98 170L97 169V171L95 170V175L97 176H99L100 174L102 175L103 173H102V170H101V172H99L100 171ZM109 169V168H108ZM111 169V168H110ZM35 170V169H34ZM90 170V171H91ZM23 171H26L28 174H27V176H26V173H25V177H23L21 180L19 179V181L17 182L16 180H14V183L13 182H11V180H9L11 177L13 178V176H12V173H18L17 174V176L21 173L22 174V172ZM65 171V170H64ZM72 171V170H71ZM104 171V170H103ZM75 172H74V174H75ZM92 172V171H91ZM97 172V173H96ZM100 174H99V173ZM24 173V172H23ZM49 173H51V172H49ZM61 173V172H60ZM88 173V172H87ZM108 172H106V175H107V177L106 178H108V176H109V178L111 177V175L108 173ZM112 173V172H111ZM9 174H10V177H9ZM43 174V173H42ZM68 174V173H67ZM72 174V173H71ZM82 174V173H81ZM89 175V174H88ZM17 176H15L14 175V177H17ZM55 176V175H54ZM72 176V175H71ZM74 176V177H73ZM72 176V181H73V183L75 182V175H73ZM78 176H82V175H79V173H78ZM78 176H76V179H77V177ZM93 176V175H92ZM113 176H116L115 174H113ZM112 176V177H113ZM56 177V176H55ZM63 177V176H62ZM61 177V178H62ZM103 177H105V176H103ZM111 177V178H112ZM21 178V177H20ZM65 178V177H64ZM68 178H69V176H68ZM71 178V177H70ZM74 178V179H73ZM80 178V177H79ZM93 178H96V177H94L93 176ZM110 178V179H111ZM16 179H18V177L16 178ZM47 179H49L50 181H48ZM51 179H53L52 177H51ZM55 179H58V178H55ZM80 179H83V178H80ZM103 179V178H102ZM110 179H108V180H110ZM114 179V178H113ZM112 179V180H113ZM71 180V179H70ZM107 180V181H108ZM112 180H110V181H112ZM15 181H16V183H15ZM71 181V182H72ZM81 181V180H80ZM80 181H78L77 180V182H75V185H76V188H77V184L76 183H79ZM83 181H86V180H83ZM65 182V181H64ZM70 182V183H71ZM81 183H82V181H81ZM80 183V184H81ZM85 183V182H84ZM88 182L86 181V184H87ZM90 183V182H89ZM88 183V184H89ZM85 184V185H86ZM109 185H110V183H108ZM107 184V182H106V185H108ZM113 184V183H112ZM111 184V185H112ZM71 185H73V186H75L74 184H72L71 183ZM70 185V186H71ZM84 185V186H85ZM94 186H95V184H93ZM93 185L91 186V187H93ZM55 186H57L58 188H55ZM63 186H64V184H63ZM81 186H83V185H79V187H81ZM101 187H103V188H105L106 186L104 185H100ZM87 187V186H86ZM96 187V189L93 191V189L92 188H90V187H88L87 189V192L84 190L83 192H85L84 194H82L81 196H79L80 198H81V202L84 200V195H86V202L88 201L89 202V200H90V196H91V194L92 193H94L93 195H95V197L96 196H98L97 194H98V192L99 191H96V190H98V187L97 186H95ZM65 188V187H64ZM85 188V187H84ZM89 188L92 190V192H91V190H89ZM112 188V187H111ZM126 188V187H125ZM124 188V189H125ZM56 189H57V191H56ZM59 189V190H58ZM67 189V188H66ZM74 189H75V187H74ZM78 189V188H77ZM80 189H82V188H80ZM86 189V188H85ZM106 190L108 189V186H107V188H105ZM109 189H110V187H109ZM129 189V188H128ZM83 190V189H82ZM104 190V189H103ZM113 190H114V188H113ZM132 190V189H131ZM27 192V194L25 193V192ZM88 191H89V193H88ZM22 192H24L26 195H30L29 197V200L31 199V200H34V201H38V203L36 202L35 204H38L37 206H39V205H41L42 206V209L43 210H45L46 212H48V213H50L49 214V216H48V219L46 218V220L44 221L43 219H45V218H43L42 216H40V217H42L41 219L44 221V222H41V221H37L36 219L37 218H39V217H37L36 218V216L38 215V214H40V213H38V210H37V206L36 205H34V203L32 204L31 202L29 203L28 201V204L26 203V200H28V197H26L24 200H23V198H22V196H24V195H22ZM60 192V194H62V192L61 191H59ZM79 192V191H78ZM97 192V194H95ZM101 192H102V189H101ZM134 192V191H133ZM91 193V194H90ZM108 193H112V190L110 189L109 190V192L107 191V194ZM113 193H114V191H113ZM119 193V192H118ZM64 194V193H63ZM88 194V195H87ZM100 194V193H99ZM116 193H114L113 194V196L115 195ZM121 194V193H120ZM118 195V194H117ZM137 195V194H136ZM60 196V197H59ZM65 196H67V195H65ZM101 195H99V197H100ZM128 196H130V195H128ZM95 197H92L91 196V199L93 200V204H96L95 203V201H94V199H95ZM99 197H97V199H95V200H97L96 202H98V204H99ZM120 197V196H119ZM137 197V196H136ZM35 198H37L36 200H35ZM40 199V201H39V199ZM62 198V197H61ZM67 197H65V199H66ZM80 198H78V200H80ZM94 198V199H93ZM117 198H118V196H117ZM124 198V197H123ZM113 200H115L116 198L115 197H113L112 198ZM120 199V198H119ZM30 200V201H31ZM92 200H90V201H92ZM62 201V202H61ZM117 201V200H116ZM137 201V200H136ZM39 202H41V204H39ZM65 202V201H64ZM83 202H85V201H83ZM82 202V203H83ZM102 203H104V206H105V203L106 202H108V201H101ZM101 202H100V204H101ZM113 202V205H114V209L112 208V204H110L109 203V206H111V209H113L114 211H116L117 212V210L116 209H119V208H116V207H118V206H116V203L114 204V202L115 201H112ZM122 202H123V200H122ZM63 205H62V204ZM80 203V202H79ZM73 204V203H72ZM84 204V203H83ZM82 204V205H83ZM87 204V203H86ZM86 204L83 206L84 207V209L86 210H88V213H89V209L90 208H92V206L94 207V205L92 204V203H90L89 202V204H88V207H86ZM100 204H99V206H100ZM118 204V203H117ZM23 205H25L26 206V212L25 211H20L18 208H19V206H23ZM62 205V206H61ZM108 205V204H107ZM96 207H98V205H95ZM120 206V205H119ZM24 207V206H23ZM65 207V208H64ZM103 206L101 205V209H104V207L102 208ZM121 207V206H120ZM89 208V209H88ZM100 208V207H99ZM99 208H95L94 207V209H96V210H98V213H99ZM106 209L105 210H107V208L108 207H105ZM123 208V207H122ZM75 207H74V211H75ZM83 209V210H84ZM90 210L92 213H89L90 215L92 214L93 215V212H96V210ZM21 212V213H19V211ZM78 210V209H77ZM104 210V211H105ZM122 210H124V209H122ZM121 209H120V211H122ZM130 210V209H129ZM145 210V209H144ZM104 211H102L103 212V214H105L106 213V211L104 212ZM119 211V210H118ZM119 211V212H120ZM128 211V210H127ZM25 212V213H24ZM71 212V211H70ZM72 212H73V209H72ZM78 212H79V210H78ZM78 212H76L75 211V214L76 215H78L77 213ZM101 212V213H102ZM128 212H130V211H128ZM23 213V214H22ZM80 213V212H79ZM97 213V212H96ZM112 213H114L113 211H112ZM126 214V212L125 211H123L122 213H120V214ZM133 213V212H132ZM154 213V211H152V214ZM74 214V213H73ZM74 214V215H75ZM128 214V213H127ZM157 214V213H156ZM46 215V214H45ZM92 215L91 216H89V217H91V221H92V219H93V217H92ZM99 215V214H98ZM111 215H113V214H111ZM130 215L131 216H133V214H131V212H130ZM134 215L136 216L137 214H135L134 213ZM160 215V214H159ZM93 216H96V214L94 213V215ZM115 216V215H114ZM123 217L124 216H126V215H122ZM131 216H130V219H131ZM134 216V217H135ZM153 216V215H152ZM79 217H81L82 218V216L79 214ZM111 217V216H110ZM118 218L119 216H118V214H117V216H115V218ZM123 217H121V220L123 219ZM127 217H128V215H127ZM134 217L132 218V219H134ZM137 217V216H136ZM157 216H155V218H156ZM159 217V216H158ZM81 218H80V220H81ZM138 218L139 217H137V219L136 220H138ZM141 218V217H140ZM154 218V219H155ZM40 219V218H39ZM83 219L85 220V218L83 217ZM108 219H109V217H108ZM107 219V220H108ZM112 219V218H111ZM128 219V218H127ZM123 219V224H121L120 223V221L118 222V219H117V222L115 221V224L117 225L118 223H119V225L121 226V227H123V226H125L128 222H130V219ZM157 219V218H156ZM79 220V221H80ZM81 220L80 222H76L75 221V225H76V223H78V225H80V224H83V223H85L86 224V222H87V220ZM90 218L88 219V223H91L90 221ZM93 220H95V218L93 219ZM107 220H106V224H107ZM124 220H126V221H128L127 223H126V221L124 222ZM135 220V219H134ZM133 220V221H134ZM82 221H83V223H82ZM113 221L114 220H112V221H110V220H108V224H109V222H111V226L113 227V229H110V231L112 230V231H114L115 229H117V228H115V226H113ZM156 221V220H155ZM40 222H41V224H40ZM96 222L97 221H95L94 223L92 222V224H90L91 226L92 225H94V224H96ZM104 222V223H103ZM102 223H100V225H102V224H105V221H103ZM44 223V224H43ZM131 223H132V221H131ZM154 223V222H153ZM43 224V227L41 226ZM69 224H71V228H69L70 227V225ZM107 224V225H108ZM133 224V223H132ZM134 224H135V221H134ZM74 225V226H75ZM97 225V224H96ZM99 224L96 226L97 228H104V227H99L100 226ZM141 227H142V225L141 224H139ZM86 226H87V224H86ZM109 226V225H108ZM107 226V227H108ZM111 226H109V228H112ZM120 226H117L118 227V229H119V227ZM127 226H130L129 224L127 225ZM133 226V225H132ZM161 226V225H160ZM81 227V226H80ZM80 227H78V229L80 228ZM90 227V226H89ZM93 227H95V226H93ZM120 227V228H121ZM134 227H135V225H134ZM139 227V226H138ZM137 227V228H138ZM144 227V226H143ZM143 227H142V230H140L141 232L142 231H144L143 230ZM42 228L44 229V232H42L41 230H42ZM68 228L71 230V232H70V230L68 231ZM75 228V227H74ZM82 228H84V227H82ZM86 228H88V227H86ZM109 228H107V229H109ZM115 228V229H114ZM73 229V228H72ZM78 229L76 230V232L78 231ZM101 229V230H102ZM118 229H117V231L115 230L114 231V234H112V233H110V231H109V234H112V236H111V240H109V242L110 241H112V243L113 242H115L116 241V243H117V245H118V243L119 242H117V241H120L121 240V238L123 239V240H121L122 242H120L121 244H122V246L125 244V241H126V244L127 243H130L131 242V247H133V242L132 241H134V242H136L135 241V239L133 238V239H131L130 237L131 236H133L132 234H129L130 232H129V230L130 229H128V234L130 235V237H129V235L127 234V230H125L124 228L122 229L123 231H126V234H124V237H123V235H122V237H121V230L119 229V231H120V233L118 232ZM140 229V228H139ZM139 229H137L138 231H139ZM74 230V229H73ZM79 230H82V233L81 234H83V232H84V234L83 235H85V232L86 231H83V229H79ZM84 230H85V228H84ZM91 230V229H90ZM92 230H94V229H92ZM100 230V231H101ZM150 230V229H149ZM148 230V231H149ZM201 230V229H200ZM88 231V230H87ZM96 231H97V229H96ZM104 231V230H103ZM103 231H101V232H103ZM111 231V232H112ZM131 231V230H130ZM203 231V230H202ZM93 232V231H92ZM94 232H95V230H94ZM93 232V233H94ZM98 232H99V230L97 231V234H98ZM105 232H106V230H105ZM137 232V231H136ZM135 232V233H136ZM150 232V231H149ZM149 232H146V230H145V234L147 233H149ZM88 233V232H87ZM86 233V234H87ZM89 233H91V232H89ZM107 233V232H106ZM119 233V234H118ZM132 233V232H131ZM135 233H133V234H135ZM152 233H154V232H152ZM123 234V233H122ZM137 234V233H136ZM142 233H140V235H141ZM197 234V233H196ZM83 235L81 236V243L83 242V243H85V240H83ZM100 235V234H99ZM106 235V234H105ZM107 235H108V233H107ZM127 236V239H128V237H129V239H131L132 241H130V240H127L125 237ZM138 235V234H137ZM149 235H150V233H149ZM155 235L156 234H154V237H155ZM174 235V234H173ZM204 235H206V234H204ZM73 236H75V238H76V236H78L77 235V233H76V235L74 234ZM80 236V235H79ZM87 236V235H86ZM94 235L92 234V236L91 237H93ZM142 236V235H141ZM147 236V235H146ZM145 235H144V233H143V238H145L146 237ZM160 236V235H159ZM91 237L89 238V239H91ZM95 237V236H94ZM109 237V236H108ZM149 236H147L145 239H147ZM152 237H153V235H152ZM161 237V236H160ZM198 237V236H197ZM206 237V236H205ZM71 238H73V237H71ZM71 238H70V242H71ZM84 238H87V237H85L84 236ZM106 238H107V236H106ZM135 238H136V236H135ZM95 239V238H94ZM126 239V240H125ZM144 239V240H145ZM149 239V238H148ZM153 238H151V239H149V240H152ZM155 239H158L157 238V236L155 237ZM161 239V238H160ZM213 239V238H212ZM96 240V239H95ZM94 240V241H95ZM164 240V239H163ZM171 240V239H170ZM209 240H211V239H209ZM105 241V242H104ZM107 241V239L106 240H103V243H108V242H106ZM128 241H130V242H128ZM137 241H138V238H137ZM154 240H152V242H153ZM156 241H159V240H156ZM164 241H167V240H164ZM179 241V240H178ZM199 241V240H198ZM90 242V241H89ZM140 242H142V240H140V241H138V242H136V244H134V246L135 247H138L139 248V245H138V243L139 244H141ZM160 242V241H159ZM158 242V243H159ZM169 242V241H168ZM167 242V243H168ZM210 242V241H209ZM78 243H79V241H78ZM77 243V244H78ZM111 243V242H110ZM109 243V244H110ZM119 243V244H120ZM157 242H156V244H158ZM163 243H166V242H163ZM166 243V244H167ZM175 243V242H174ZM174 243H172V247L171 248H173V245H174ZM202 243V242H201ZM207 243H208V241H207ZM211 243H213V241H211ZM71 244V245H70ZM86 244H88V240H87V242H86ZM86 244H82V246H84V245H86ZM95 245L93 246V244L91 245V242H90V245H89V247L87 248V250H89L90 249V253H89V251H87V255H84L83 256V258L85 259V261H92L91 262V264L93 263V260L92 259H88V256H92V258L94 259V257L97 255V254H95V253H97L98 251H95V253H93V254H95L94 255V257H93V255H91V251L93 250L92 249V246L94 247V248H96V246H98L97 244H96V242L94 243ZM108 244V245H109ZM125 244V245H126ZM143 244V245H142ZM142 244H141V246H140V248H142L144 245H146V244H144V242H142ZM153 244H154V242H153ZM160 244V243H159ZM159 244H158V247H159ZM169 244H171V242H169ZM176 244V243H175ZM178 244V243H177ZM176 244V245H177ZM45 245H47L48 247H50V251H51V254L49 255V253H48V251H47V253H46V251H45V249H44V251H42L43 250V246L45 247ZM79 245V244H78ZM78 245H77V247H78ZM107 245V246H108ZM111 245V247L110 248H112V250H113V247H112V245L113 244H110ZM125 245H124V247H125ZM128 245H130V244H128ZM127 245V246H128ZM137 245V246H136ZM162 245V244H161ZM160 245V246H161ZM165 245V244H164ZM204 245V244H203ZM46 246V247H47ZM87 246V245H86ZM127 246H126V248H127ZM149 246V244L148 245H146V246H144V248H146L145 250H144V252L146 253V252H150V250H153L152 252V256H151V254H149L148 253V255H150L152 258L154 257V259H155V256H156V254H157V258L153 261L152 260V258L151 257H149L148 259H150V261H148L147 263L148 264H150V262H151V260L153 261V262H151V263H153L154 264V262H155V264H156V262H158L159 260H158V258H160L161 256L160 255H162L163 253H160V251L162 250H160V249H157V250H159V251H157V253H155L156 251L153 249V247H155V246H157V245H154V246H151V244H150V247L152 248V249H147V247ZM175 246V245H174ZM210 246V245H209ZM211 246H213V245H211ZM48 247H47V250H48ZM73 247H75V244H74V246ZM76 247V248H77ZM80 247V246H79ZM103 247H104V244H103ZM118 248H121V251L124 249L125 250V252H124V250H123V253H120L121 254V257H123V259L125 258L126 260H124L125 262V264H127V262L128 263H131V264H139L140 263V261H138L137 260V262H139V263H136L135 261V258H136V255H137V257H139V256H141V258L143 259L144 257H145V255H147V253L146 254H144V256H143V254L142 255H138L139 254V252L140 251H142V249L140 250V248L137 250V251H139V252H136V248H134V249H129V247H128V249L126 250L124 247H123V249H122V247H119V245L117 246ZM149 247V248H150ZM177 247H178V245H177ZM180 247H181V245H180ZM114 248H115V246H114ZM159 248H161V247H159ZM163 248V247H162ZM165 248H167L166 246H165ZM175 248V247H174ZM100 249L101 250H103L102 249V247H100ZM99 249V252L101 251ZM107 249H108V247H107ZM106 249V250H107ZM155 249H156V247H155ZM170 249V248H169ZM176 249V248H175ZM178 249V248H177ZM185 249V248H184ZM105 250V249H104ZM103 250V251H104ZM105 250V251H106ZM108 250H110V249H108ZM107 250V251H108ZM133 251V253L134 252H136L134 255H133V253H129V251ZM148 250V251H147ZM168 250V249H167ZM172 251L174 250V249H171ZM76 251V250H75ZM102 251V252H103ZM104 251V252H105ZM106 251V252H107ZM115 251V250H114ZM155 251V252H154ZM164 250H162L161 252H163ZM182 251H183V249H182ZM43 252L44 253H46V255L45 254H43ZM84 252V250L83 251H81V256H78V255H76L78 258L79 257H82V253ZM92 252H94V250L92 251ZM101 252V253H102ZM104 252H103V254H104ZM117 252V250L115 251V253ZM118 252H120L119 251V249H118ZM129 254H128V253ZM200 252V251H199ZM210 252V251H209ZM69 253V254H68ZM100 253V254H101ZM108 253H109V251H108ZM151 253V252H150ZM168 253V252H167ZM177 253H179V252H177ZM176 253V254H177ZM183 253V252H182ZM181 253V254H182ZM211 253V252H210ZM214 253V252H213ZM90 254V255H89ZM155 254V255H154ZM185 254H186V250H185ZM196 255V254H195ZM212 255V254H211ZM116 256V255H115ZM118 256H120L119 255V253H118ZM143 256V257H142ZM171 256V255H170ZM183 256H184V254H183ZM194 256V255H193ZM198 256V255H197ZM196 256V257H197ZM210 256V255H209ZM216 256V255H215ZM71 257H72V255H71ZM114 257V256H113ZM147 257L148 256H146L145 258H146V260L145 261H147ZM195 257V256H194ZM73 258V257H72ZM83 258H80V260L82 259V261L80 262V263H82V264H84V263H86L85 261H84V259ZM91 258V257H90ZM96 258H98L97 256L95 257V259ZM115 258V257H114ZM144 258V259H145ZM172 258V257H171ZM71 259V258H70ZM87 259V260H86ZM99 259V260H98ZM97 260H96V262H97V264H100V259L102 260V258H98ZM116 259V258H115ZM136 259H138V258H136ZM144 259H143V261H144ZM161 259V258H160ZM165 259H168L167 257L165 258ZM164 259V257H163V260H165ZM73 260V259H72ZM121 260V259H120ZM158 260V261H157ZM198 260V259H197ZM196 260V261H197ZM208 260V259H207ZM68 261V260H67ZM71 261V260H70ZM84 261V262H83ZM87 261V262H88ZM100 261V262H99ZM142 261V262H143ZM144 261V262H145ZM161 261V260H160ZM167 260H165V262H166ZM169 261V260H168ZM195 261V262H196ZM205 261V260H204ZM76 262V261H75ZM77 262H78V260H77ZM99 262V263H98ZM116 262V261H115ZM164 261H162V263H165ZM71 263V262H70ZM105 264H107L106 262H104ZM113 264H114V260H113V262H112ZM146 263V264H147ZM167 263V262H166ZM184 263V262H183ZM194 263V262H193ZM198 263H199V260H198ZM204 263V262H203ZM88 264H90L89 262H88ZM95 264V263H94ZM101 264H103V263H101ZM118 264V263H117ZM140 264H142V263H140ZM145 264V263H144ZM196 264V263H195Z\"/></svg>",
	"mask_w": 264,
	"mask_h": 264
}]
</instances>
